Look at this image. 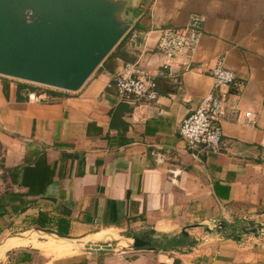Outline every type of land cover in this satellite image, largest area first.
Returning <instances> with one entry per match:
<instances>
[{"label": "crops", "instance_id": "0c3cea01", "mask_svg": "<svg viewBox=\"0 0 264 264\" xmlns=\"http://www.w3.org/2000/svg\"><path fill=\"white\" fill-rule=\"evenodd\" d=\"M128 12L130 31L76 92L0 75V264H264V235H181L195 223L264 225V0H129ZM193 13L204 34L191 67L181 58L165 68L159 31ZM220 57L242 89L215 87ZM138 60L158 82L156 101L117 93V72ZM209 93L226 108L219 154L192 152L179 133ZM30 229L89 250L127 242L117 229L160 238L157 249L61 260L78 249L44 232L11 237ZM36 249L56 260L38 262Z\"/></svg>", "mask_w": 264, "mask_h": 264}, {"label": "water", "instance_id": "95a60500", "mask_svg": "<svg viewBox=\"0 0 264 264\" xmlns=\"http://www.w3.org/2000/svg\"><path fill=\"white\" fill-rule=\"evenodd\" d=\"M128 7L129 0H0V75L68 92L80 90L130 31L133 18ZM195 227L237 241L245 234L264 235L262 223L246 219L235 224L195 223L185 226L181 235L188 237V229ZM30 231L51 234L78 250L117 252L113 244L89 250L75 242L79 238ZM158 238L147 230L124 238L129 242L123 246L157 249L153 242Z\"/></svg>", "mask_w": 264, "mask_h": 264}, {"label": "built area", "instance_id": "2783aa9c", "mask_svg": "<svg viewBox=\"0 0 264 264\" xmlns=\"http://www.w3.org/2000/svg\"><path fill=\"white\" fill-rule=\"evenodd\" d=\"M204 18L198 13L190 16L182 27L161 29L157 38V49L163 54L165 68H171L176 60L186 58L191 67L193 58L204 34ZM215 87H236L244 83L227 68L224 57H220L211 69ZM115 87L123 100L143 99L156 101L159 97L158 82L139 60L127 62L115 76ZM226 114L223 97L209 93L199 105L183 118L179 133L192 152L219 154L224 147L222 120ZM247 112L246 116H250Z\"/></svg>", "mask_w": 264, "mask_h": 264}, {"label": "rangeland", "instance_id": "374dc122", "mask_svg": "<svg viewBox=\"0 0 264 264\" xmlns=\"http://www.w3.org/2000/svg\"><path fill=\"white\" fill-rule=\"evenodd\" d=\"M104 228H105V227H104ZM104 228H103V227H100V228L98 227V228L94 229L93 231L89 232V233L87 234V236L91 235V234L94 233V232L100 231V230H102V229H104ZM30 230H34V229H30ZM30 230H26V231H30ZM26 231H23V232H26ZM117 231L121 234V236H122L123 238L132 237V234H134V233L131 232V231H128V232H121V231H119L118 229H117ZM23 232H20V233H23ZM243 239H246V240H252V241H253V239H254V235H253V234H250V235L245 234V235H243ZM108 242L111 243V244H113L114 246L117 247L116 250H115V251H117V252H120V251H122L123 249H125V247H124L123 245L119 244V243H120L119 240L111 239V240H109ZM28 248H30V247H28ZM31 249H32V248H31ZM32 250H33V249H32ZM77 251H79V252L76 253V254H74L73 256H70V257H62V258H59V259H61V260H69V259H71V258H73L74 256L79 255V254H90V253H91V252H87V251H83V250H77ZM36 259H37L38 262H44V261H48V260H56V259H53V258H52V259H49V258L45 257V256L40 252V250H37V249H36Z\"/></svg>", "mask_w": 264, "mask_h": 264}, {"label": "trees", "instance_id": "16d2710c", "mask_svg": "<svg viewBox=\"0 0 264 264\" xmlns=\"http://www.w3.org/2000/svg\"><path fill=\"white\" fill-rule=\"evenodd\" d=\"M118 47V46H117ZM61 93V91H60ZM163 239H166V238H163ZM168 241V240H167ZM174 242L173 240H171L169 243H172ZM178 244H183V242L181 241H178ZM22 261H32V256L30 253H27V252H24L23 255H22V258H21Z\"/></svg>", "mask_w": 264, "mask_h": 264}, {"label": "bare ground", "instance_id": "6f19581e", "mask_svg": "<svg viewBox=\"0 0 264 264\" xmlns=\"http://www.w3.org/2000/svg\"><path fill=\"white\" fill-rule=\"evenodd\" d=\"M27 233H31V234H27ZM33 233H37V231H29V232H25V233H23V234H21V235H32ZM39 234H40V232H38ZM46 236H49L50 238H54L55 236H53V235H51V234H45ZM17 236H19V235H17ZM16 238V237H15ZM14 238V239H15ZM129 242V240L127 241V242H125L124 244H127ZM77 244H82V241H80V242H77ZM67 245H71L70 243L69 244H67ZM72 246V245H71Z\"/></svg>", "mask_w": 264, "mask_h": 264}]
</instances>
